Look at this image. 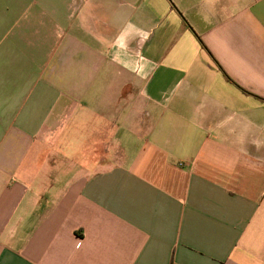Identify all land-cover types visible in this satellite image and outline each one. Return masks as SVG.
<instances>
[{"label":"crops","instance_id":"0c3cea01","mask_svg":"<svg viewBox=\"0 0 264 264\" xmlns=\"http://www.w3.org/2000/svg\"><path fill=\"white\" fill-rule=\"evenodd\" d=\"M0 264H264V0H0Z\"/></svg>","mask_w":264,"mask_h":264},{"label":"rangeland","instance_id":"374dc122","mask_svg":"<svg viewBox=\"0 0 264 264\" xmlns=\"http://www.w3.org/2000/svg\"><path fill=\"white\" fill-rule=\"evenodd\" d=\"M96 104H97V105H99V103H98V102H97Z\"/></svg>","mask_w":264,"mask_h":264}]
</instances>
